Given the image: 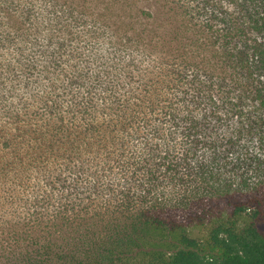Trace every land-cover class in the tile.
<instances>
[{
    "label": "trees",
    "instance_id": "1",
    "mask_svg": "<svg viewBox=\"0 0 264 264\" xmlns=\"http://www.w3.org/2000/svg\"><path fill=\"white\" fill-rule=\"evenodd\" d=\"M0 264H264V0H0Z\"/></svg>",
    "mask_w": 264,
    "mask_h": 264
}]
</instances>
